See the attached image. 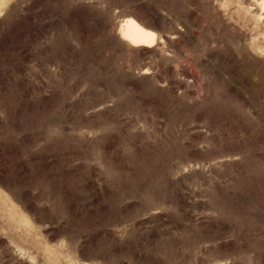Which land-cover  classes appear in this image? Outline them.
<instances>
[{
    "label": "rangeland",
    "instance_id": "obj_1",
    "mask_svg": "<svg viewBox=\"0 0 264 264\" xmlns=\"http://www.w3.org/2000/svg\"><path fill=\"white\" fill-rule=\"evenodd\" d=\"M0 264H264L262 0L1 1Z\"/></svg>",
    "mask_w": 264,
    "mask_h": 264
},
{
    "label": "bare ground",
    "instance_id": "obj_2",
    "mask_svg": "<svg viewBox=\"0 0 264 264\" xmlns=\"http://www.w3.org/2000/svg\"><path fill=\"white\" fill-rule=\"evenodd\" d=\"M262 1L264 3V0ZM118 32L122 40L134 47H151L157 40V34L153 30L146 28L134 18H126Z\"/></svg>",
    "mask_w": 264,
    "mask_h": 264
}]
</instances>
